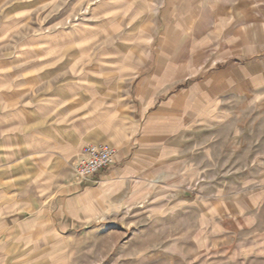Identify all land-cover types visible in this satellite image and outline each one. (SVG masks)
Segmentation results:
<instances>
[{
  "label": "crops",
  "instance_id": "crops-1",
  "mask_svg": "<svg viewBox=\"0 0 264 264\" xmlns=\"http://www.w3.org/2000/svg\"><path fill=\"white\" fill-rule=\"evenodd\" d=\"M72 17L31 47L26 80L0 65V252L156 205L172 173L197 185L187 134L227 123L235 100L264 111V0H88ZM102 142L120 162L80 184L75 162Z\"/></svg>",
  "mask_w": 264,
  "mask_h": 264
},
{
  "label": "rangeland",
  "instance_id": "rangeland-1",
  "mask_svg": "<svg viewBox=\"0 0 264 264\" xmlns=\"http://www.w3.org/2000/svg\"><path fill=\"white\" fill-rule=\"evenodd\" d=\"M87 1L0 0V65L9 68L4 82L26 80L30 49L41 46L42 32L67 30ZM245 92L248 98L251 91ZM240 102L231 103L227 123L187 134V160L202 165L197 185L193 173H172L166 178L171 190L157 192L156 205L81 223L56 245L3 250L0 262L264 264V111L254 99L242 108ZM180 163L170 165L178 171Z\"/></svg>",
  "mask_w": 264,
  "mask_h": 264
},
{
  "label": "built area",
  "instance_id": "built-area-1",
  "mask_svg": "<svg viewBox=\"0 0 264 264\" xmlns=\"http://www.w3.org/2000/svg\"><path fill=\"white\" fill-rule=\"evenodd\" d=\"M116 162L115 148L109 143H87L81 157L74 164V176L80 184L91 182L95 174Z\"/></svg>",
  "mask_w": 264,
  "mask_h": 264
}]
</instances>
